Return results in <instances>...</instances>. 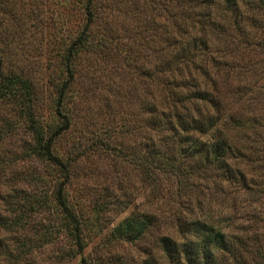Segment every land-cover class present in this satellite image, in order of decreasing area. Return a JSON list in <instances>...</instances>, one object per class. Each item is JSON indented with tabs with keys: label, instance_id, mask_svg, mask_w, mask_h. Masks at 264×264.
<instances>
[{
	"label": "rangeland",
	"instance_id": "374dc122",
	"mask_svg": "<svg viewBox=\"0 0 264 264\" xmlns=\"http://www.w3.org/2000/svg\"><path fill=\"white\" fill-rule=\"evenodd\" d=\"M12 1V15L0 24V33L8 34L5 49L0 45V61L28 78L35 113L45 125L53 120L55 86L65 77L58 71L59 55L84 25L86 0ZM174 5V0H93L91 5L93 23L87 44L77 52L73 79L64 98L70 125L53 147L56 155L71 162L64 193L82 222L81 252L62 227L63 219L53 200L60 173L30 153L33 142L25 122L11 110L0 109V214L7 220L19 219L16 224L0 227V264H80L81 257L86 264H173L161 251L158 237L175 238L174 217L197 214V201L213 211H229L234 225L242 222L249 233L255 229L264 239V192L255 191H264V172L254 167L253 161H231L252 177V188L240 191L236 184L221 182L214 168L198 172L197 178H186L185 183L153 164L146 175L139 164L151 148L144 138L150 135L153 149L159 146L156 130L146 122L141 105L149 96L153 101L160 99L162 89L153 79L156 66L161 60L173 65L171 58L177 49L173 42L182 28L188 29L189 21L176 17ZM174 16L180 28L173 25ZM252 34L249 38L253 43L237 44L234 39L227 48L231 51L225 53L222 69L229 68L232 75L226 87H221L219 98L229 110L235 108L233 98L224 93L243 81L253 83L258 86L253 112L263 115L264 63L260 62L264 49L254 41L263 39L264 29ZM245 66L252 68V77L249 71L239 73ZM148 71L152 79L146 77ZM184 72L195 76L199 70L188 67ZM182 90L187 91L185 87ZM263 128L260 137L264 141ZM159 133V138H164L160 148L172 147L173 151L172 140ZM233 136L240 139L242 134L234 132ZM251 139L256 140L248 134L246 141ZM116 148L123 149L126 156L118 157ZM208 190L212 192L210 200ZM32 197L43 202L34 210L28 204L32 201H25ZM140 213L153 218L141 238L133 242L113 238L112 229L119 220ZM251 214L255 215L253 220H243ZM241 255L249 259L248 253Z\"/></svg>",
	"mask_w": 264,
	"mask_h": 264
},
{
	"label": "trees",
	"instance_id": "16d2710c",
	"mask_svg": "<svg viewBox=\"0 0 264 264\" xmlns=\"http://www.w3.org/2000/svg\"><path fill=\"white\" fill-rule=\"evenodd\" d=\"M174 2L176 17L188 20V29L182 28V33L173 42L177 47L171 58L173 65L168 66L161 60L156 66L154 77L149 71L146 74L149 79L153 77L162 89L159 100L153 101L149 96L141 105L147 115L146 122L150 121L156 130L155 142L159 146L153 149L150 135L144 138L145 145L152 149L147 148L146 155L140 157L138 162L146 175L150 173V166L153 164L160 170L174 173L178 179L185 180V183L186 178H197L198 172L214 168L221 182L236 184L238 191L248 190L252 188V177L237 166H232L231 161L234 158L250 160L254 162V167L261 173L264 172V141L263 137H260L261 128L264 127V114L253 112V94L258 86L254 87L253 83L243 81L240 86L229 88L224 94L232 97V103H235V108L230 110L219 97L222 95L221 87H226L224 85L232 75L229 68L222 69L225 63L223 57L231 51L227 48L234 39L237 44L253 43L249 38L254 37L253 30L264 29V0ZM92 3L93 0L85 1L84 25L78 34L63 46L59 55L58 71L65 77L55 86L51 122L44 125L35 113L33 89L28 78L21 71H14L0 61V109L11 110L25 122V130L33 142L30 153L51 163L60 173L61 178L57 181L53 200L63 219L62 227L73 240L78 253L84 247L80 236L82 222L64 193L71 162L56 155L53 147L57 138L70 125V117L64 109V98L73 79L77 52L87 44L89 28L93 23ZM13 4L12 0H0V24L10 18L9 14L12 15ZM176 17L173 19V25L180 28ZM5 33H0L2 50L8 44V34ZM254 43L264 49V35L262 40ZM234 52L230 56H233ZM260 63L263 64L264 60ZM249 66L251 67L252 63ZM188 67L198 69V75L192 76L184 72ZM250 67H240L239 73L245 74L249 71L252 77L254 74ZM184 73H187L185 78ZM218 77L220 79H217ZM184 87L187 91L182 90ZM3 123L10 126V123ZM159 132L165 133V139L172 140L175 145L173 151L172 147L169 150L160 148V142L164 138H159ZM234 132L241 133V138L233 136ZM2 134L0 128V137ZM248 134L256 140L251 139L248 143ZM252 143L260 145L256 147ZM115 150L118 157L126 156L123 149ZM174 152L177 154L174 155ZM129 155L133 159L138 158L133 154ZM260 189L255 191L259 194L264 192ZM206 192L207 200H210L212 192ZM216 192L222 193L220 188H216ZM25 201H32L28 203L31 210L43 204L37 197ZM197 204V214L190 212L183 217H174L175 238L165 234L158 237V243L167 261L173 264H264V239L259 232L251 229L249 233L248 226H241L242 222L234 225L229 211H213L208 205L201 206L200 201H197ZM24 206L23 203L20 205L21 211L25 210ZM254 218L255 215L251 214L243 220ZM18 222L17 218L7 220L0 214V227ZM152 223L153 218L148 213L132 214L116 223L112 236L114 239L133 242L141 238ZM242 252L248 253L247 261L241 255ZM80 264H86L82 257Z\"/></svg>",
	"mask_w": 264,
	"mask_h": 264
}]
</instances>
